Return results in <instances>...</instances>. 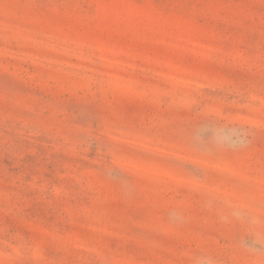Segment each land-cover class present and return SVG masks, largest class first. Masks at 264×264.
<instances>
[{"label":"rangeland","instance_id":"1","mask_svg":"<svg viewBox=\"0 0 264 264\" xmlns=\"http://www.w3.org/2000/svg\"><path fill=\"white\" fill-rule=\"evenodd\" d=\"M0 264H264V0H0Z\"/></svg>","mask_w":264,"mask_h":264}]
</instances>
